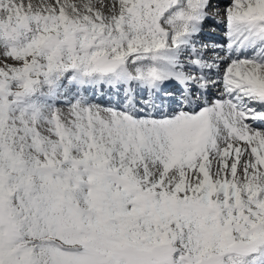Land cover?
<instances>
[{"label": "snow or ice", "instance_id": "obj_1", "mask_svg": "<svg viewBox=\"0 0 264 264\" xmlns=\"http://www.w3.org/2000/svg\"><path fill=\"white\" fill-rule=\"evenodd\" d=\"M0 264H264V0H0Z\"/></svg>", "mask_w": 264, "mask_h": 264}, {"label": "bare ground", "instance_id": "obj_2", "mask_svg": "<svg viewBox=\"0 0 264 264\" xmlns=\"http://www.w3.org/2000/svg\"><path fill=\"white\" fill-rule=\"evenodd\" d=\"M220 3H223V4H220ZM230 3V0H212V4L213 5H216V6H218L219 8H220V6L221 7H223V8H220V9H224V7L227 5V4H229ZM223 11V10H222ZM211 22V21H210ZM209 22V23H210ZM215 26V28H223V25H214ZM202 36H207V37H211V38H213L211 35H205V34H202ZM222 36V35H221ZM220 39H223V36L222 37H220V38H218V40H220ZM226 62L227 61H224L223 63H221L220 65H222V67H224V69H225V66L227 65L226 64ZM223 71L224 70H222V73H223ZM221 73V74H222ZM211 95H212V90H210L209 91V93H208V99H213L212 97H211ZM213 96L215 97L216 96V94L214 95V93H213ZM218 96V95H217ZM217 96L215 97V98H217Z\"/></svg>", "mask_w": 264, "mask_h": 264}, {"label": "rangeland", "instance_id": "obj_3", "mask_svg": "<svg viewBox=\"0 0 264 264\" xmlns=\"http://www.w3.org/2000/svg\"><path fill=\"white\" fill-rule=\"evenodd\" d=\"M36 2V0H33V3H35ZM220 4H223V3H220ZM214 6H216V5H214ZM220 8H223V7H221L220 6ZM219 8V10H220V12H221V14L223 13V11L222 10H224V9H220ZM218 19L220 18V17H217ZM207 28V27H206ZM217 31H219L221 34H222V29H216ZM221 67H222V65H221ZM223 68V67H222ZM214 90V89H213Z\"/></svg>", "mask_w": 264, "mask_h": 264}]
</instances>
